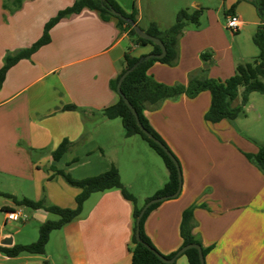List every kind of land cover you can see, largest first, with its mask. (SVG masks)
I'll return each instance as SVG.
<instances>
[{"label": "crops", "instance_id": "0c3cea01", "mask_svg": "<svg viewBox=\"0 0 264 264\" xmlns=\"http://www.w3.org/2000/svg\"><path fill=\"white\" fill-rule=\"evenodd\" d=\"M115 1L126 13H136L144 31L153 23L161 29L171 27L181 10L202 11L200 26L188 28L180 40L177 64L156 62L149 69L148 75L160 84L186 87L191 79L225 81L238 65L259 54L253 37L261 22L254 0ZM75 2L24 0L15 9L8 0H0V69L7 56L38 42L46 24ZM233 14L241 20L236 33L226 27ZM49 35L47 45L8 70L0 88V192L75 209L80 191L67 188L56 170L81 180L116 167L142 208L168 182L169 173L164 165L161 173L152 169L151 176L143 178L158 161L139 136L125 138L121 119L108 120L102 112L120 101L112 83L125 68L126 55L146 57L153 47L137 44L115 19L104 21L90 9L61 19ZM204 52L212 55L206 63ZM262 99L250 95L243 117L218 124L205 120L211 106L208 91L144 111L182 173L179 196L162 202L145 224L147 236L163 256L180 251L183 213L196 206L194 235L208 250L205 264H264V174L246 157L259 152L252 140L264 142ZM240 105L238 97L233 108ZM69 106L77 110H65ZM82 137L84 141L77 143ZM65 140L77 144L54 161L53 152ZM0 208V246L7 248L2 243L8 238L13 246L36 242L39 227L55 221L43 210L30 209L27 214L12 200H2ZM15 209L28 216L26 224L33 222L23 237L19 231L12 233V223L6 222V211ZM134 210L120 190L93 194L79 218L50 235L44 255L10 258L0 253V264H133ZM174 264L189 262L181 255Z\"/></svg>", "mask_w": 264, "mask_h": 264}, {"label": "trees", "instance_id": "16d2710c", "mask_svg": "<svg viewBox=\"0 0 264 264\" xmlns=\"http://www.w3.org/2000/svg\"><path fill=\"white\" fill-rule=\"evenodd\" d=\"M10 6L17 9L22 5L24 0H8ZM252 4L256 7L260 19V26L253 37V42L257 47L259 54L256 58L248 63L240 64L236 67L235 74L231 78L222 81L215 79H191L188 86L177 85L169 87L156 82L148 75L149 69L154 63L159 62L169 66H175L179 57V43L185 31L190 27H199L202 15L201 10H181L176 16L175 23L167 28L161 29L157 24L153 23L145 32L155 38L160 39L167 51L163 59H151L145 61L144 58H131L129 55L125 57V68L116 81L112 83V87L117 91L118 83L122 75L132 69L133 71L125 78L122 83L121 90L124 97L133 106L139 116L142 126L153 137L169 147L161 138V136L153 129L149 121L144 115V111L151 105L153 108H160L166 100H177L182 95L189 98H195L201 92L208 91L211 94V106L205 115V120L209 124H218L222 121L234 122L245 115V107L249 102V97L252 93L264 95V0H254ZM9 7L8 4L5 5ZM84 9L98 11L104 21L115 19L118 28L127 33L139 45H150L153 47V54L160 55L161 48L148 40H144L137 36L131 25L123 20L114 17L110 10H115L126 18H129L137 23L136 13L128 14L115 0H76L73 6L61 11L56 18L46 24L42 38L32 45L30 48L20 51L19 53L7 56L4 60V65L0 69V88L2 87L8 70L17 62L23 59H29L38 49L47 45L50 42V30L61 19L69 17L74 14H79ZM203 61L206 63L212 57L211 53L204 52L201 55ZM242 90V91H241ZM241 97V105L233 108L235 100ZM65 110H77L75 106L66 107ZM102 116L108 120L121 119L124 129L125 138L139 136L145 141L149 147L157 153L163 160L164 165L169 173L168 182L160 189L153 197L148 198L145 204L152 199L160 197H170L178 192L179 189V173L174 162L168 155L152 140H150L138 127L136 119L131 110L125 104L123 98L120 96V101L102 112ZM82 137L77 143H82ZM258 147L259 152L256 155L246 154L247 159L251 164L255 165L264 174V142L252 140ZM65 140L59 148L53 152L54 161H59L70 149L71 146L77 144ZM172 153V151L169 149ZM173 154V153H172ZM176 158V156L173 154ZM178 161V159L176 158ZM72 161L69 165L76 163ZM179 163V161H178ZM180 165V163H179ZM181 168V166H180ZM56 175L64 179V181L72 188L80 191L76 197V208L68 209L61 208L48 203L46 200L33 201L27 198L18 199L9 194L0 192V196L11 199L16 206L25 207L31 210H43L49 214L58 217V220L47 221L39 227V238L36 242L28 245L15 244L7 248L0 246V253L10 257H18L23 253L32 255H44L46 247L49 243L50 235L57 230L62 229L65 225L73 222L79 218L83 212L85 202L96 193H104L113 189L120 190L125 199L131 201L134 206L135 229L132 249V263L133 264H165L153 252H151L146 245L161 254L152 244L151 240L145 232L146 221L161 203L152 205L144 214L140 223V238L142 243H138L136 239V220L142 210L138 206L137 199L125 188L122 183L120 173L116 167H112L109 171L86 179H75L65 171L56 170ZM196 206H191L184 211L181 222V237L183 244L180 249H184L190 245H199L202 248L204 258L208 250L203 249L201 241L194 235V230L197 227V222L194 219V211ZM177 253L165 257L171 259ZM162 255V254H161ZM188 259L189 264H201L199 251L195 248L186 250L183 254ZM47 264V263H45Z\"/></svg>", "mask_w": 264, "mask_h": 264}, {"label": "water", "instance_id": "95a60500", "mask_svg": "<svg viewBox=\"0 0 264 264\" xmlns=\"http://www.w3.org/2000/svg\"><path fill=\"white\" fill-rule=\"evenodd\" d=\"M101 2H103L104 0H100ZM199 9V6L196 7ZM111 14L116 17V18H119L121 20H123L124 22H126L127 24L131 25L132 28L134 29L135 33L137 34L138 37L144 39V40H148L150 42H152L153 44L159 46L161 48V54L160 55H154V54H151V55H148L144 58L145 61H149L151 59H163L166 54H167V51H166V48L163 44V42L158 39V38H155L149 34H147L143 29H141L137 23L129 18H126L124 17L123 15H121L120 13H118L117 11L115 10H110ZM207 68V66H206ZM134 68L126 71L122 77L120 78V81L118 83V87H117V92L118 94L123 98L125 104L127 105V107L131 110L132 114L134 115L135 119H136V122H137V125L138 127L140 128V130L150 139L152 140L154 143H156L167 155L168 157L174 162L177 170H178V173H179V189H178V192L170 197H160V198H156V199H152L150 200L149 202H147L146 204H144V206L142 207V210L136 220V239H137V242L138 243H142L141 241V238H140V223H141V220L144 216V214L146 213V211L152 206V205H155V204H158V203H162L168 199H175L179 196L180 192H181V187H182V173H181V168H180V165L178 163V161L176 160V158L173 156V154L169 151V149L164 145L162 144L159 140H157L155 137H153L147 130H145V128L142 126L140 120H139V116L137 114V112L135 111V109L133 108V106L129 103V101L124 97V95L122 94V90H121V86H122V83L123 81L125 80V78L133 71ZM2 245L4 246H10L12 247L13 246V239L12 238H8L5 240L4 243H2ZM146 247L151 251L153 252L163 263L165 264H174L175 261L177 260V258L179 256H181L186 250L188 249H191V248H195L199 251V256H200V260H201V264H205V258H204V255H203V251H202V248L201 246L199 245H190V246H187L185 247L184 249H182L181 251H179L176 256H174L173 258L171 259H167L165 258L163 255L159 254L157 251H155L154 249H152L149 245H146Z\"/></svg>", "mask_w": 264, "mask_h": 264}, {"label": "rangeland", "instance_id": "374dc122", "mask_svg": "<svg viewBox=\"0 0 264 264\" xmlns=\"http://www.w3.org/2000/svg\"><path fill=\"white\" fill-rule=\"evenodd\" d=\"M242 91V90H241ZM251 96L253 97V98H263V96L264 95H260V94H258V93H252L251 94ZM262 103H264V99H262ZM140 138V137H139ZM142 140V139H141ZM145 142V141H144ZM145 144H146V146H147V148L149 149V150H151V152H152V156L154 157V158H156V160L158 161V163H157V165L156 166H153L154 165V163H152L151 164V166H150V169L146 172V176H143V178H148L149 176H151V174H152V169L154 170V172L156 173V174H159V173H161V170H163V169H161V168H164L163 166H164V162H163V160L157 155V153L155 152V151H153L150 147H149V145L145 142ZM158 166H160V167H158ZM162 166V167H161ZM160 168V169H159ZM160 171H159V170ZM64 180V179H63ZM64 184H66V186H67V188H69L70 190H76L75 188H72L71 186H69L66 182L64 183ZM138 186H136V188H135V190L136 191H138ZM54 195V194H53ZM2 197V196H1ZM0 197V202H2V200H11V199H9V198H7V197H2L1 198ZM4 198V199H3ZM141 202H140V206L139 207H141ZM26 209V213L28 214V213H31L32 211L29 209V208H25ZM51 217L53 218V220H58V217L57 216H55V215H52L51 214ZM4 221H3V212H2V210H1V208H0V224L1 223H3ZM29 224H33V222H31L30 221V223H28V224H21V223H13L12 222V224H9L10 226H9V228L11 229V232L12 233H14V234H16L18 231L21 233L20 235H19V237H23L24 235H28L29 234V232H31L30 231V229H29ZM31 230H32V234H33V229H32V227H31Z\"/></svg>", "mask_w": 264, "mask_h": 264}, {"label": "built area", "instance_id": "2783aa9c", "mask_svg": "<svg viewBox=\"0 0 264 264\" xmlns=\"http://www.w3.org/2000/svg\"><path fill=\"white\" fill-rule=\"evenodd\" d=\"M226 27L232 33H236L241 28L240 18L233 14L227 18ZM29 221L28 216L21 209L6 211V222L26 224Z\"/></svg>", "mask_w": 264, "mask_h": 264}]
</instances>
